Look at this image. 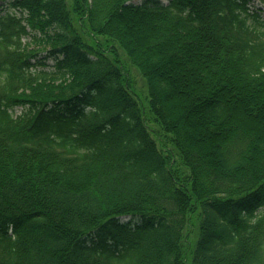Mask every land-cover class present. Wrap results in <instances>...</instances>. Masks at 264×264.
Listing matches in <instances>:
<instances>
[{"label": "trees", "instance_id": "16d2710c", "mask_svg": "<svg viewBox=\"0 0 264 264\" xmlns=\"http://www.w3.org/2000/svg\"><path fill=\"white\" fill-rule=\"evenodd\" d=\"M10 1L0 264H264L261 10Z\"/></svg>", "mask_w": 264, "mask_h": 264}, {"label": "rangeland", "instance_id": "374dc122", "mask_svg": "<svg viewBox=\"0 0 264 264\" xmlns=\"http://www.w3.org/2000/svg\"><path fill=\"white\" fill-rule=\"evenodd\" d=\"M136 1V0H135ZM11 1L10 0H0V15L5 14L8 10L11 9ZM251 6L256 7L262 12V16H264V0H251ZM51 62V61H49ZM132 76L134 78L135 88L138 92L140 103L146 108L148 116H151L148 111V87L144 77L141 75L139 70L135 66H131ZM21 108H16V113H20ZM152 126H156L154 122H151Z\"/></svg>", "mask_w": 264, "mask_h": 264}]
</instances>
